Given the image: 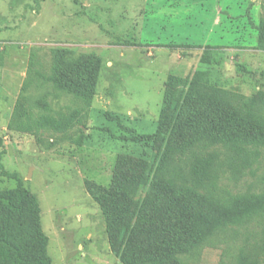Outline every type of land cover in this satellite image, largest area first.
<instances>
[{"label":"rangeland","instance_id":"obj_1","mask_svg":"<svg viewBox=\"0 0 264 264\" xmlns=\"http://www.w3.org/2000/svg\"><path fill=\"white\" fill-rule=\"evenodd\" d=\"M262 18L264 0H0V190L18 185L2 164L37 195L55 264H124L87 181L109 187L120 154L148 160L153 176L161 153L136 136L156 132L169 75L191 78L204 58L213 82L245 94L264 114ZM54 49L102 63L83 128L89 137L47 148L9 121L19 102L35 113L84 105L35 76L51 72ZM228 187L264 189V146L254 170ZM147 190L139 189L140 201ZM126 235L124 229L119 240ZM228 248L207 246L191 263L228 264Z\"/></svg>","mask_w":264,"mask_h":264},{"label":"trees","instance_id":"obj_2","mask_svg":"<svg viewBox=\"0 0 264 264\" xmlns=\"http://www.w3.org/2000/svg\"><path fill=\"white\" fill-rule=\"evenodd\" d=\"M257 32V47L264 50V18ZM52 52L51 72L35 76L84 105L35 113L19 102L9 128L33 134L47 148L65 141L82 144L89 137L83 128L102 61L91 54L75 57L70 50ZM204 63L202 58L191 78L169 75L156 132L136 136L161 153L153 176L148 160L120 154L109 187L87 181L124 264H192L205 247L221 243L229 247L228 264H264V189L240 193L228 187L259 160L264 114L245 94L213 82ZM1 168L18 185L0 190V264H55L37 195L18 172ZM142 186L148 190L140 201Z\"/></svg>","mask_w":264,"mask_h":264}]
</instances>
